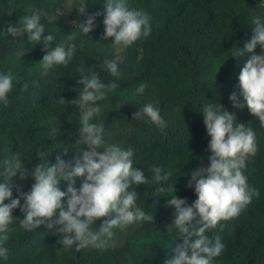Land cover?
Segmentation results:
<instances>
[{"label":"trees","instance_id":"obj_1","mask_svg":"<svg viewBox=\"0 0 264 264\" xmlns=\"http://www.w3.org/2000/svg\"><path fill=\"white\" fill-rule=\"evenodd\" d=\"M105 0H0V72L13 75V89L8 93L7 106L0 103V161L18 153L24 163L27 176L21 180L13 177V184L23 192H29L34 182L31 175L40 163L55 162L56 155L70 160L82 147L78 139L80 111L75 105L57 103L60 96L66 101L78 97L76 90L82 87L77 81L89 74L91 68L105 84L115 82L119 87L104 100L97 101L100 113L93 123L103 124L104 141L132 150L133 167L142 170L147 184L132 185L138 193L136 204L154 216L153 223L141 226L122 245L104 250L75 247L65 250L59 244V236L44 226L26 231L17 219L9 225L11 231L3 242L9 252L7 259L0 257V264H163L165 258L175 253L172 249L182 243L179 233L168 231L173 219V209L166 200L173 192L191 205L196 199L194 188L186 185L187 173L198 167H207L210 137L203 124V106L218 102L233 113L237 123L251 127L256 134L257 152L249 156L243 170L251 188L259 192L238 216L221 221L214 229L206 231L209 238L219 236L224 251L211 264H264V127L245 106L233 107L229 99L236 93L242 103L238 76L244 63L252 54H259V45L253 53L232 58L235 46L243 49L252 37V19L264 20V0H127L130 10L144 11L151 17V31L127 48L114 47L112 39H101ZM85 4L86 13L100 12L93 30L84 35L80 32L79 9ZM57 8L65 16L49 22L41 18L45 34L56 37L54 43L72 36L76 52L67 66L50 69L40 76L38 62L45 54L41 44L34 45L27 36L12 38L5 35L8 24H16L30 9H42L54 14ZM94 37L98 43L90 42ZM54 47V45H53ZM115 60L118 65L130 68L112 76L105 61ZM34 81L37 83L34 85ZM146 88L136 95L141 84ZM27 84V90L23 86ZM153 103L167 127L160 129L151 122L132 119L140 107ZM58 129L55 139L51 130ZM111 134H119L114 143ZM69 149L63 155L64 149ZM170 173L167 182H152L153 167ZM3 177H0V181ZM83 178H76L78 189ZM61 182V190H66ZM164 187V192H158ZM18 193L13 188V198ZM21 204L23 200L21 199ZM14 217H21L19 207ZM103 218L92 226L97 229ZM148 238V240H145ZM171 242L169 247L160 243ZM64 257H66L64 259ZM64 259V260H63Z\"/></svg>","mask_w":264,"mask_h":264},{"label":"clouds","instance_id":"obj_2","mask_svg":"<svg viewBox=\"0 0 264 264\" xmlns=\"http://www.w3.org/2000/svg\"><path fill=\"white\" fill-rule=\"evenodd\" d=\"M30 15H24L16 24H8L4 28L5 35L21 38L25 35L34 45L41 44L45 54L38 62L40 76L57 66H67L72 60L76 46L72 36L54 43L56 37L45 34L42 17L49 22L57 17L65 16V12L57 8L54 14L42 9H30ZM80 16H86L79 22L80 32L90 33L95 27L94 21L100 12L87 14L85 4L79 9ZM151 17L147 12L130 10L127 0H105L103 12L104 32L101 39H112V45L127 48L141 37H147L151 31ZM54 45V47H53ZM259 45L260 53L252 54L244 63L238 76V87L243 102H237L236 93L229 99L233 107H247L249 113L258 118L260 126L264 127V20L256 16L252 19V37L244 44L243 49L235 46L231 52L232 58H238L244 53H253ZM107 70L112 76L119 77L118 64L115 60L105 61ZM11 72H0V103L7 106L8 93L13 89ZM34 85L37 83L33 82ZM82 85L77 91L78 97L66 101L60 96L57 103L71 104L79 108L78 139L75 143L86 146L75 151L70 160H64L56 155L55 162L38 164L31 175L34 182L29 192H23L19 185L13 184V177L19 174L21 180L27 176L24 163L19 154H13L0 161V257L7 259L9 250L3 246L11 231L9 225L17 219L19 226L26 231L46 227L53 230V235L59 236V244L65 250L75 247L76 251L86 248L104 250L109 247L113 237V229L121 230L134 223H153L154 216L148 214L136 204L138 193L130 190L132 185L147 184L145 173L133 167L132 150L122 149L116 144H106L104 141L103 124L93 123L101 109L97 101L107 98L109 93L119 87L115 82L105 84L99 76L89 68V74L81 75L77 81ZM28 85L23 86L27 90ZM146 85L141 83L136 88V95H142ZM203 124L206 134L210 137L207 167H198L187 173L190 176L186 187L194 188L197 199L189 205L186 199L175 195L174 185L167 190L174 193L166 200V206L173 209V219L168 228L179 233L182 243L172 249L175 253L163 264H211L212 260L224 251V244L217 235L209 238L205 233L214 229L219 222L227 221L251 203L259 192L251 188L243 170L247 167L249 156L257 152L256 134L251 127L237 123L233 113L225 110L218 102H209L203 106ZM135 121L151 122L160 129L167 127L160 115V109L153 103H147L133 113ZM58 129L51 130L55 139ZM102 149V151H98ZM69 149L62 151L68 154ZM152 182L161 184L167 182L170 173H163L159 166L151 169ZM76 178H83L80 187L74 185ZM66 182V190H61V182ZM18 193L13 198V188ZM160 187L157 191L164 192ZM21 199L23 204H21ZM21 217H14L13 210L18 208ZM103 218L97 229L95 222Z\"/></svg>","mask_w":264,"mask_h":264},{"label":"rangeland","instance_id":"obj_3","mask_svg":"<svg viewBox=\"0 0 264 264\" xmlns=\"http://www.w3.org/2000/svg\"><path fill=\"white\" fill-rule=\"evenodd\" d=\"M90 42H95V43H98V39L95 40L94 37H91L89 39ZM118 70L119 72L121 71H129L130 68L128 67H125V66H122V65H118ZM119 134H111V139L114 143H118L120 141V138L118 137ZM107 144V142H105ZM98 151H102V149H98ZM142 222L141 223H134L130 226H128L127 228L121 230L119 228H114L112 231L114 233L113 237L111 238V241H110V246L112 247H117V246H120L122 244H124L128 239L129 237L141 226ZM145 240H148V238H145ZM163 247H169L170 245H172L171 242H163V243H160ZM66 257H64L65 259ZM63 259V260H64ZM167 259V257L165 258V260Z\"/></svg>","mask_w":264,"mask_h":264}]
</instances>
